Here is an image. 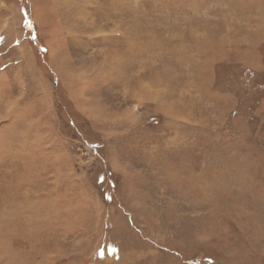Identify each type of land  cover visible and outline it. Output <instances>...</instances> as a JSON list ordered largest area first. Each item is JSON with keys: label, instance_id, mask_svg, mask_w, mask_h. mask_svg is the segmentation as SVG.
<instances>
[{"label": "rangeland", "instance_id": "374dc122", "mask_svg": "<svg viewBox=\"0 0 264 264\" xmlns=\"http://www.w3.org/2000/svg\"><path fill=\"white\" fill-rule=\"evenodd\" d=\"M0 264H264V0H0Z\"/></svg>", "mask_w": 264, "mask_h": 264}]
</instances>
